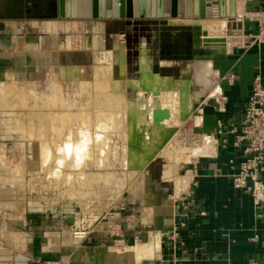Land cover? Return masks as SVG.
I'll list each match as a JSON object with an SVG mask.
<instances>
[{
  "label": "rangeland",
  "instance_id": "374dc122",
  "mask_svg": "<svg viewBox=\"0 0 264 264\" xmlns=\"http://www.w3.org/2000/svg\"><path fill=\"white\" fill-rule=\"evenodd\" d=\"M57 3L58 0H55L56 6ZM53 8L54 6H52L51 10ZM228 16L229 14L222 18L218 15L213 18V20H225L226 22V29L217 35L222 39L226 36V31L228 29ZM56 17H58V14ZM62 21L64 20L62 19ZM105 21L110 22L108 26L105 23L107 28V32L105 33L102 32V25H95L92 21H76L79 22L78 27L77 24H73L69 29H65L64 33L60 34L59 43L61 45L70 40V49H61L57 53L58 57L56 62L51 67L42 68L38 71L35 66L34 72L45 74V76H39L33 81L28 80L27 82H15V80L12 85H9L11 88L8 89V92H6L5 85L9 83L0 84V192H15L14 196H9L7 194H5V196H0V237L7 240V243L6 241L0 243L2 247L0 248V252L8 250L14 251L16 248L13 246H17V244L11 243V240L13 241L14 238L26 240L22 232L29 233L32 229H34L32 230L33 234L43 231L44 236L48 234L52 238H59L62 242H64L65 239H69L74 242L77 241L78 244H84L91 238L93 240H104L106 242L104 245L111 246L113 249H119L122 247L123 242L126 243L128 241L126 240V223L127 220L130 219L128 223L133 225V223H130V221L133 220L132 215H138L137 209L143 204L142 197L144 193L149 192V194H151L154 188L162 187L171 190L174 187L173 183L164 181L162 178L164 166L167 164V160L163 157L149 161L142 167L143 169L141 168L142 171L138 169L129 171L127 168L129 171V173L127 172L128 178H130L132 182L129 184L127 180L128 183L125 186L128 187L129 184L130 187V185L132 186L134 184L137 187L131 190L124 186L125 190H122V194L118 195L119 197L117 196L114 201L108 199L100 201L102 197L97 198L88 193L90 190L86 183L92 180L91 182L94 187L102 188V183L100 181H104L106 178L108 179L106 175L110 171L106 170L105 167H101V170L88 166L81 169L78 165H75L73 168L70 166L63 167V163H66V160L64 161L63 155L59 153L61 150L59 149L58 151V148L65 143V140L70 137L69 135H71L72 132H80L79 129H76V127L79 126V120L85 117L88 119V115H90L89 112H92L94 107H91L93 103L91 104V98L88 94V91H90L88 83H86V85L84 84L82 87V85L78 83L75 84L68 80L53 81L55 82L53 83L54 87H57V89H59L58 91H61L57 93L52 91L50 93L49 80L59 79L54 76V74H57L54 67H58V69L63 67L77 68L82 65H87L89 67L106 68L113 65L111 58L106 60L102 56L103 54L90 50L92 36H102L104 38V49L107 51L118 48V42H121V44L124 43L123 48L125 49L120 48L119 50L121 61L119 60L112 66L113 77L115 79H142L144 75L140 71L138 54H140V51L145 50L146 68L144 69V73L146 72V77L149 79L154 77L153 75H158L163 78L169 77L173 82L182 79L185 81L187 80L188 86L186 90L190 98V109L188 108L190 111H188L189 113L186 120L183 121L180 134L184 136L187 131H191L193 135L200 134L194 129V124L196 123L195 117L197 115L193 113V110L196 103L204 101L202 98V89L206 84L205 75L207 74L206 67L208 64L205 63L207 62L206 56H208L209 53H214L216 48H203L201 43L203 40L196 37L194 38L191 26H159L153 21H135L127 19ZM93 28L99 32L96 31V33H94V31H92ZM172 28H177L178 31V33H174V36L170 34V32L175 30ZM115 30L117 32L114 33V36L111 34V31ZM175 34H177L176 44L171 41L175 38ZM48 36L49 35H47V37ZM213 40V38L209 39L211 42ZM50 56L51 53L48 52V57ZM47 69L49 70L45 72ZM183 69H186V75H183ZM202 76H204V78ZM209 79L212 81V77ZM81 88H85V90ZM24 89L25 91L28 90L31 91V93L33 92L32 94L34 96L31 94L32 100L31 98L29 100H22L20 98V95L24 96ZM44 93L45 95H43ZM48 93H50L49 97L47 96ZM11 94L12 96H10ZM16 94H19V96ZM94 94L95 93L91 91V95ZM54 95H57L58 98L54 99ZM16 96L19 98H16ZM125 98L128 101L137 99V90L134 88L129 89L125 93ZM19 99L21 100L20 103L18 102ZM33 101L34 105L39 102L36 106L39 105L41 108L39 106H37V108L34 105H30ZM153 104L155 106L154 108L158 109L157 103L153 101ZM36 108L40 111L37 112L38 110ZM72 108L73 111L77 113L76 116L72 115L74 113L71 111ZM26 110L31 112L32 115H25ZM41 110H43L44 115H46L45 121L47 125L45 124L44 130L41 128L40 122L36 118V114L40 115L42 112ZM141 114L144 118L147 112L143 111ZM90 116L95 120L93 121L94 125L97 120H100L99 117H97V119L94 118L92 114ZM154 120H159V116H156ZM111 133H114V135L109 133L108 140H104L107 142L106 144H108L106 146V155L112 166L110 170L118 174L119 177L124 180V175H127V170L123 171L121 167L122 164L119 162L122 156V142L117 138L114 131H111ZM165 134L168 140V132ZM92 135H102V133L93 130ZM147 135L146 138L150 140ZM57 140H59V144L56 142ZM60 142L63 143L61 144ZM83 147L81 148H83L85 153L88 147ZM127 147L136 149L138 153H141L140 146L127 145ZM195 160L197 161V159H193L192 162H195ZM74 163L77 164L78 161L75 160ZM192 165L193 163H180L178 165V173L180 175L187 174V171L192 169ZM81 170L86 174L85 181L90 177L87 179L88 182H85V185H81L78 180V177L83 176V174H79L82 172ZM97 172L101 173L99 174L100 179L97 181L99 184L101 183V185H95L96 182H94L92 176ZM102 177H104V180ZM176 192L175 190V195L177 196ZM137 193L140 195H134ZM85 195H89L88 198L91 199H86L90 201L88 205H86V202H83L86 197ZM156 201L159 203V198H156ZM107 202L109 204H107ZM146 202L154 203V197L148 195ZM64 203L73 204L74 208L72 210L74 212L72 219H65L61 214ZM53 207H55L54 210L47 209L42 211L45 208ZM7 220H12L9 226H7ZM24 220L26 222L25 226L23 225ZM47 220L50 221L49 226H47ZM44 225H46V227H44ZM79 232L81 234H79ZM77 234L83 236L80 238L76 236ZM140 240L144 241L143 239ZM5 246L12 249H5ZM11 264H13V262H11Z\"/></svg>",
  "mask_w": 264,
  "mask_h": 264
},
{
  "label": "crops",
  "instance_id": "0c3cea01",
  "mask_svg": "<svg viewBox=\"0 0 264 264\" xmlns=\"http://www.w3.org/2000/svg\"><path fill=\"white\" fill-rule=\"evenodd\" d=\"M51 2L0 0V84L10 83L13 78L15 82L33 81L35 66L38 71L53 66L57 53L66 49L67 41L59 43L66 25L69 29L73 24L79 26L76 21H92L102 25L103 33L107 32L105 23L108 26L109 21L63 19L59 15L54 20L56 29L49 30L47 17L54 14ZM233 12L234 16L227 19L223 52H208L206 56L210 69L205 75L206 88L202 89L204 101L196 103L193 110L197 115L194 129L200 133L198 136L213 141L212 151L194 158L197 161L187 171L191 175L188 187L179 197H175L174 187L144 193L138 215H132L133 225L127 220L128 241L117 250L123 251L135 242L146 243L152 231L161 233V244L144 259H124L116 264H264V209L255 207L251 195L232 184L233 175L246 158L244 143L236 142L243 125V104L256 77L264 86V42L256 41L259 22L255 18L257 13L264 15V0H236ZM172 29L175 30L170 34L174 36L178 31ZM176 35L171 40L175 44ZM213 90L217 93L211 96ZM148 195L154 197V203L146 202ZM148 209L154 213H148ZM11 221L7 220V226ZM25 223L24 220V226ZM46 223L49 226L50 221ZM32 230H19L26 237L25 247L11 251L12 255L28 257L27 264H102L106 249H113L104 245V240L87 238L84 244L69 239L62 242L48 234L44 236L43 231L33 234ZM3 241L7 243L0 237V243Z\"/></svg>",
  "mask_w": 264,
  "mask_h": 264
},
{
  "label": "bare ground",
  "instance_id": "6f19581e",
  "mask_svg": "<svg viewBox=\"0 0 264 264\" xmlns=\"http://www.w3.org/2000/svg\"><path fill=\"white\" fill-rule=\"evenodd\" d=\"M224 4H225L224 6L225 13L229 14V0H225ZM51 6H54V8L51 10L52 12H54V14L47 17L49 20L47 22L49 26V30L56 29V26H57L56 21H54L56 19L55 18L56 16L55 0H52ZM144 21H149V20H144ZM153 22H156V21H153ZM65 27L67 29L68 25H66ZM225 29H226L225 20L223 21L213 20V17H208L204 20H199L197 34L199 33L200 36L197 35V37L203 40L201 41L202 47L203 48L209 47L210 49H213L215 47L217 49V50L215 49V51L223 52V47L226 45V44L224 45V41L223 42L219 41L218 43L214 44L213 42L207 41V40L211 38L213 39L221 38L220 36H217V35L222 33V31H224ZM92 31L96 33L97 30L94 28ZM203 32H205L206 36H203ZM49 42H50V39H49ZM123 44H121V42L120 43L118 42V45H119L118 48L107 51L104 49L103 37L102 36H99V37L92 36L91 50L93 52L103 54L102 56L106 60L108 58H111L113 65H114L116 62L120 60V54H119L120 48L125 49L123 48ZM65 45H66V49H70L71 45L69 43V40L67 41V44ZM55 49L57 51V48ZM37 52L39 51L37 50ZM145 59H146V52L145 50H142L140 51V54H139V66H140V71L143 72L144 77H142V79L140 80L115 79L113 77V70H112L113 65H110L106 68H96L93 66L89 67L87 65L86 66L82 65L77 68L76 67H72V68L63 67V68L58 69V67H54V69L57 72V74H54V76L58 77L59 79L49 80L50 81V85H49L50 93L52 91H54L55 93L61 91V90L58 91L59 89H57V87H54L53 83L55 82L53 81H57V80L58 81L68 80V81L74 82L75 84L78 83L82 85V87L84 84L86 85V83L89 84V86L87 85L88 88L90 87V91H88V94L91 98L90 99L91 104L93 103L91 107L92 108L94 107V110L92 112H89V114L94 115L93 117L96 119L97 117H99L100 120H97L94 125L93 121L95 120L91 118L90 115H88L89 116V118L87 117L88 119H86V117L83 119H80L79 123L77 122L79 126L76 127V129H79L80 132L74 133L71 131L72 134L69 135L70 137L67 138V140H65V143L60 142L61 144L63 143V145L60 148H58V151L59 149L61 150L59 153L63 155L64 161L66 160L65 161L66 163H63V167L70 166L73 168L75 165H78L80 166L79 168L81 169H84L86 166H88L91 168L93 167L97 170H99L101 167H105L106 170L110 171L106 175L108 176V179L106 178L104 180V177H102L104 181H100L102 183L101 187L103 189L98 188L96 186L94 187L91 182L92 180L88 182L87 179L90 177H88L85 181L86 174L85 172L83 173V170H81L82 172L79 173V174H83L82 177H78V180L80 181L81 185L82 184L85 185V182H88L86 184L90 190L88 192L89 195L95 196L97 198L102 197L100 201L105 200V199L114 201L118 195L122 194V190H125L124 189L126 187L125 185H127L128 182L129 184H131L132 182V180L128 178L127 172L129 173L130 170L131 171H135L137 169L141 170V168L145 164H147L149 161L154 160L155 158H159V157H163L167 160V164L164 166V170L162 169L163 170L162 178L164 179V181L173 183L174 191L175 190L177 191L176 192L177 196L176 195L175 196L179 197L181 195V192L187 189L189 181L191 179V175L189 173L180 175L178 173V165L180 163H192V160L194 158L208 155L212 151L213 141L209 139L208 137L193 135L191 131H187L184 136H181L180 134L183 121L186 120V118L188 117V113H189L188 111H190L188 110L190 98H189V94L187 93L188 91L186 90L188 86L187 80L185 81L184 79H182L180 81L173 82L169 77L163 78V77H159L158 75H153L154 77L149 79L148 77H146L147 76L146 72L144 73L145 71L144 69L146 68ZM209 69H210V64L208 63L206 67V71H209ZM48 70L49 69L45 70V72ZM182 72H183V75H186L185 73L187 71L186 69H183ZM39 76H45V74L34 73L33 79L38 78ZM11 81L12 83L5 85L6 92H8L9 88H11V86L9 85H12L15 79L13 78V80L11 79ZM133 88L137 90L138 98L132 101L131 100L128 101L125 98V93L129 89H133ZM81 89L85 90V88H81ZM91 91H93L95 94L91 95ZM21 92H18V93H21ZM210 92H211V96H214L217 93L216 90H213ZM32 93L31 91H28V90L25 91L24 89L23 91L24 96L20 95V98L22 100L23 99L29 100L31 98L32 100V95H33ZM50 93L46 95L49 97ZM16 95L19 96V94H16ZM43 95H45V93ZM57 95H54V99L58 98ZM10 96H12V94ZM16 98H19V97L16 96ZM20 101L21 100L19 99L18 102L20 103ZM153 101L157 103L158 109L154 108L155 106L153 104ZM33 103L34 101L32 102V104L30 103V105L33 106L34 105ZM38 103L39 102H37L36 104ZM36 104L34 105L35 107L39 106V105L36 106ZM28 110H26L25 115L31 116L32 114ZM37 110H38L37 112L40 111L39 109ZM41 111L42 112L40 115L36 114L37 116L39 115L38 117L36 116V118L39 120L41 128L44 130L45 124L47 125V122L45 121L46 115H44L43 110ZM71 111H73V108ZM143 111L147 112L144 118L142 117V114H141V112ZM76 114L77 113L74 112L72 115L76 116ZM156 116H159V120L157 121L154 120ZM93 130L100 131L102 135H92ZM111 131H114L115 134L117 135V138H119L120 141L122 142V147H121L122 156L119 162L122 164L121 167L123 171H126L127 168L129 169V171L128 170L126 171L127 175L126 176L124 175L125 177L124 180L120 178L119 175L116 174L115 172H111L112 170H110V168L112 166L110 162L108 161L109 158L107 159L106 146L108 144H106L107 142H105L104 140H108L109 133L111 135H114V133L112 134ZM167 132L169 135L168 140L165 137L166 135L165 133ZM146 135L150 138V140L146 138ZM56 142L59 144V140H57ZM127 145L140 146L141 153H138L136 149L127 147ZM83 146L88 147L85 153L83 151V148H84ZM75 160L78 161L77 164L74 163ZM99 174L101 173L97 172L95 175L91 174L93 176L94 182H96L95 185L99 184L97 182L100 179ZM101 183L99 185H101ZM129 184H128V187L126 188H130L132 190L137 187L134 184L132 186L130 185L129 187ZM88 196H86L85 199L83 200V202H86V205L90 203V201L86 200ZM107 204L109 203L107 202ZM65 207H70L71 210L74 208L72 203H64L63 210ZM47 209L54 210L55 207L45 208L42 211H45ZM63 210L61 214L63 215L65 219H69L70 215L64 213ZM73 212H72V215H73ZM147 212L152 214L153 210L148 209ZM79 234L81 233L79 232ZM79 234H77L76 236H79L81 238V236L83 235H79ZM74 238H77V237H74ZM11 243L17 244V246L16 245L13 246L16 248V249L14 248L15 249L14 251H19L23 247H25V239L14 238L13 241L11 240ZM160 244H161V233L155 232V231L149 232L148 241L146 243L135 242L134 245L125 246L123 251H120L117 249H110V248L106 249L108 251H107V254L104 255L103 257L102 264L121 263L122 260L124 259L130 260L132 262H137L138 260H141L143 257L150 256L156 248L157 249L159 248ZM2 252H5V251H2ZM2 252H0V264L4 262L3 258L9 259L10 257L11 258L13 257L12 254L4 257L2 256ZM9 262L11 263L12 261H9Z\"/></svg>",
  "mask_w": 264,
  "mask_h": 264
},
{
  "label": "water",
  "instance_id": "95a60500",
  "mask_svg": "<svg viewBox=\"0 0 264 264\" xmlns=\"http://www.w3.org/2000/svg\"><path fill=\"white\" fill-rule=\"evenodd\" d=\"M224 3L225 0H58L56 15L58 13L60 18L72 20H149L156 21L159 26H191L194 38H198L196 28L199 20L218 15L226 17ZM234 5L235 0H229L228 17L234 16ZM203 36H206L205 32ZM219 41L224 40L219 38L212 42L216 44ZM5 194L14 196L15 192H0V196ZM63 211L70 215L69 219L73 218L70 207H65ZM11 254L10 250L2 252L4 257ZM3 261L27 264L30 259L16 253L12 258H3Z\"/></svg>",
  "mask_w": 264,
  "mask_h": 264
},
{
  "label": "built area",
  "instance_id": "2783aa9c",
  "mask_svg": "<svg viewBox=\"0 0 264 264\" xmlns=\"http://www.w3.org/2000/svg\"><path fill=\"white\" fill-rule=\"evenodd\" d=\"M259 32L256 41L264 42V15L257 13ZM243 125L236 137L237 144L244 143L245 160L233 175L235 189L250 194L255 207L264 209V86L260 78L253 82L252 92L243 104Z\"/></svg>",
  "mask_w": 264,
  "mask_h": 264
},
{
  "label": "flooded vegetation",
  "instance_id": "af4514ba",
  "mask_svg": "<svg viewBox=\"0 0 264 264\" xmlns=\"http://www.w3.org/2000/svg\"><path fill=\"white\" fill-rule=\"evenodd\" d=\"M143 74V72H141ZM144 77V76H143Z\"/></svg>",
  "mask_w": 264,
  "mask_h": 264
}]
</instances>
